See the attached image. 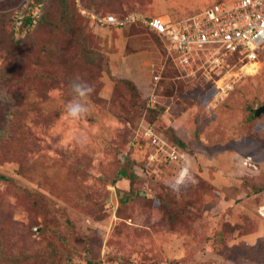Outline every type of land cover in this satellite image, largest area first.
I'll return each instance as SVG.
<instances>
[{"label": "rangeland", "instance_id": "374dc122", "mask_svg": "<svg viewBox=\"0 0 264 264\" xmlns=\"http://www.w3.org/2000/svg\"><path fill=\"white\" fill-rule=\"evenodd\" d=\"M231 1L0 0V264H264V48L216 65L205 54L182 72L135 22L90 18L177 21ZM35 6L17 39L14 18ZM76 75L94 92L73 121L63 106ZM240 190L221 218L219 194Z\"/></svg>", "mask_w": 264, "mask_h": 264}, {"label": "built area", "instance_id": "2783aa9c", "mask_svg": "<svg viewBox=\"0 0 264 264\" xmlns=\"http://www.w3.org/2000/svg\"><path fill=\"white\" fill-rule=\"evenodd\" d=\"M27 17L28 21L25 22L22 15L14 18V36L17 39L24 38L36 26L40 18L38 6ZM90 17L100 27L122 28L131 22L140 23L156 34L169 52L175 53L182 68L195 63L205 54L216 57L215 65L227 54L239 53L249 60L255 59L256 52L264 48V0L213 3L177 21L147 17L137 12L120 18L94 14ZM260 211H264V206ZM260 213L264 216V213Z\"/></svg>", "mask_w": 264, "mask_h": 264}, {"label": "clouds", "instance_id": "9594fccd", "mask_svg": "<svg viewBox=\"0 0 264 264\" xmlns=\"http://www.w3.org/2000/svg\"><path fill=\"white\" fill-rule=\"evenodd\" d=\"M91 15L92 14H90V16ZM145 16H147V15H145ZM147 17H159V16H147ZM162 18H165V17H162ZM27 21H28V19H27ZM172 21H174V20H172ZM92 24H94V22H92ZM148 32L152 33L149 30H148ZM153 35H156V34L153 33ZM158 41L162 44L163 48L167 51L168 58L170 57L171 61H173L172 63L175 66L182 68L176 60L175 53L169 52L166 45H164L159 40V38H158ZM188 67L182 68L183 70L181 69V71L185 72V69H187ZM155 79H157V76H153V80H155ZM69 88L71 91V99H69L63 106L64 115L66 118L73 120V121L80 120V119L84 118L90 110V106H89L87 101H88L89 97L91 96V94L94 92V87L91 84H89L87 81L82 79V77L80 75H76L70 81ZM263 206H264V204L260 207V210ZM259 215L261 216L262 219H264V216H262L260 212H259Z\"/></svg>", "mask_w": 264, "mask_h": 264}, {"label": "trees", "instance_id": "16d2710c", "mask_svg": "<svg viewBox=\"0 0 264 264\" xmlns=\"http://www.w3.org/2000/svg\"><path fill=\"white\" fill-rule=\"evenodd\" d=\"M91 4H93V5H96V0H91ZM131 12H136V11H126L125 13H122V14H110V15H114V16H116L117 18H120V17H124V16H126L127 14H129V13H131ZM109 14V13H108ZM132 26H137V27H143L145 30H147L148 31V29L146 28V27H144L143 25H141L140 23H134V25H132ZM131 26V27H132ZM33 30V29H32ZM31 30V31H32ZM30 31V32H31ZM29 32V33H30ZM28 33V34H29ZM152 35H153V33H151ZM155 37H156V39L158 40V37L156 36V35H154ZM129 43H130V40H129ZM129 43H127V45L129 46ZM126 46V45H125ZM165 50V49H164ZM165 53H166V50L164 51ZM175 66V65H174ZM176 68V70H181V68L180 67H177V66H175ZM123 83L124 84H129V85H131L132 87H133V89H137L136 88V86H135V84L132 82V81H127V80H123ZM175 142H176V144H178L179 145V147L180 148H185V145L182 143V142H180L179 140H175ZM130 164H133L132 162H130ZM130 169H131V167H130ZM134 171V170H133ZM119 175V179L118 180H120V181H125V182H129L130 184L133 182V180L136 178V173L135 172H132V170H131V172L130 173H127V172H125V171H123V170H121L119 173H118ZM0 179L1 180H4V178L2 177V176H0ZM211 185H209L208 187H206L207 189H208V192L206 193V192H203V198L205 199L206 197H212V192H211ZM262 190H264V188H262ZM128 199H129V195H126L124 198H120V203H125L126 201H128ZM206 235H213V234H206Z\"/></svg>", "mask_w": 264, "mask_h": 264}, {"label": "crops", "instance_id": "0c3cea01", "mask_svg": "<svg viewBox=\"0 0 264 264\" xmlns=\"http://www.w3.org/2000/svg\"><path fill=\"white\" fill-rule=\"evenodd\" d=\"M127 43H129V39H125V45H127ZM139 55H140V57H141V59L144 61V63H146L145 62V60L146 59H149L150 58V55H149V52H147V51H145V50H140L139 52ZM137 53H131V54H129V55H127L126 57H133V56H135ZM179 183V182H178ZM210 183V182H209ZM240 188H238V190H239ZM242 189V188H241ZM241 191H243V190H240L239 191V194L237 195V196H234V197H231V198H228V196H227V194L223 191L222 193H225L226 195L225 196H222V195H220L219 194V202L220 203H225V204H228V206H227V208H225L224 210H223V214H222V216H221V218H224L225 219V216H227V218H228V220L230 219V216H229V212H230V210H231V208L232 207H234L236 204H238V203H240L243 199H245V195H243L241 198H239V196H240V192ZM247 195H249V193L247 194ZM254 195V194H253ZM256 196V195H255ZM219 202H217V204L215 205V207L214 208H211L210 210H212V209H215V208H217L218 206H219ZM211 207H213V206H211ZM226 214H228V215H226ZM240 215H248V214H246V213H241ZM239 215V216H240ZM238 216V218L240 219V217ZM251 217V216H250ZM258 218H260L259 216H258ZM211 221H212V218L210 219ZM241 220V219H240ZM237 221V220H236ZM205 222V221H204ZM238 223H239V220H238ZM260 224L261 225H264V223H261L260 222ZM237 226V225H236ZM234 227V226H233ZM220 231H222V228H218V229H216L215 231H213V232H211L210 234H215L216 232H217V235H219L221 232ZM244 237V236H243ZM245 237H247V236H245Z\"/></svg>", "mask_w": 264, "mask_h": 264}, {"label": "water", "instance_id": "95a60500", "mask_svg": "<svg viewBox=\"0 0 264 264\" xmlns=\"http://www.w3.org/2000/svg\"><path fill=\"white\" fill-rule=\"evenodd\" d=\"M264 113V105L263 106H259L256 111H255V116H259L260 114Z\"/></svg>", "mask_w": 264, "mask_h": 264}, {"label": "bare ground", "instance_id": "6f19581e", "mask_svg": "<svg viewBox=\"0 0 264 264\" xmlns=\"http://www.w3.org/2000/svg\"><path fill=\"white\" fill-rule=\"evenodd\" d=\"M254 64H257V63H254ZM254 64H252L251 66H253Z\"/></svg>", "mask_w": 264, "mask_h": 264}]
</instances>
